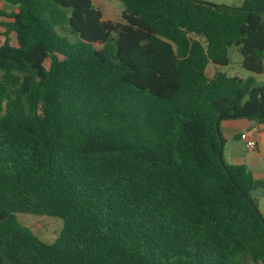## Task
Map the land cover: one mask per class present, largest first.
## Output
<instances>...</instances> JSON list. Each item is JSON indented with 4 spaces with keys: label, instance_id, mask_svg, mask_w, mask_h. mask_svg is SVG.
<instances>
[{
    "label": "trees",
    "instance_id": "trees-1",
    "mask_svg": "<svg viewBox=\"0 0 264 264\" xmlns=\"http://www.w3.org/2000/svg\"><path fill=\"white\" fill-rule=\"evenodd\" d=\"M0 1V264H264V181L219 132L264 125V0Z\"/></svg>",
    "mask_w": 264,
    "mask_h": 264
},
{
    "label": "crops",
    "instance_id": "crops-1",
    "mask_svg": "<svg viewBox=\"0 0 264 264\" xmlns=\"http://www.w3.org/2000/svg\"><path fill=\"white\" fill-rule=\"evenodd\" d=\"M242 1L239 0L240 4ZM91 2L100 10L104 21H119L121 13L118 20L111 18L109 0H91ZM15 12L14 8L5 6L0 1V13L10 14ZM0 20H3V18L0 17ZM245 73L243 77L238 78L245 79L251 76L247 71ZM253 77L258 85H264V72L261 75ZM219 132L223 139L221 154L223 161L228 165H242L251 173L255 180L264 181V125L246 119L223 120L219 122ZM243 133L247 134L248 139L255 142V147L252 151L247 150L245 143L239 139V136ZM253 198L256 200V203L264 201L261 190L255 191ZM262 217L264 219V216Z\"/></svg>",
    "mask_w": 264,
    "mask_h": 264
},
{
    "label": "rangeland",
    "instance_id": "rangeland-1",
    "mask_svg": "<svg viewBox=\"0 0 264 264\" xmlns=\"http://www.w3.org/2000/svg\"><path fill=\"white\" fill-rule=\"evenodd\" d=\"M199 1L207 2L215 5L230 6V7H239L241 5L239 0H199ZM5 6L7 5L5 4ZM109 7L111 8L109 11L111 12V18H113L114 20H118L119 14L123 10L122 4L115 0H109ZM262 19L264 21V16ZM228 55H229V65L227 67L219 68L218 71L225 74L228 77H243V75L246 73L244 69L240 67L241 56L237 52V49L231 47L229 49ZM257 208L261 216H264V201H260L259 203H257ZM16 219L22 226L31 229L33 234L36 237H38L39 240L47 244L53 243L55 241L62 228V221L54 217L34 216L30 214H17ZM246 264H251V263L250 261H247Z\"/></svg>",
    "mask_w": 264,
    "mask_h": 264
},
{
    "label": "built area",
    "instance_id": "built-area-1",
    "mask_svg": "<svg viewBox=\"0 0 264 264\" xmlns=\"http://www.w3.org/2000/svg\"><path fill=\"white\" fill-rule=\"evenodd\" d=\"M239 139L245 143L247 150L252 151L255 147V142L248 139L247 134L243 133L239 136Z\"/></svg>",
    "mask_w": 264,
    "mask_h": 264
},
{
    "label": "water",
    "instance_id": "water-1",
    "mask_svg": "<svg viewBox=\"0 0 264 264\" xmlns=\"http://www.w3.org/2000/svg\"><path fill=\"white\" fill-rule=\"evenodd\" d=\"M217 121H219V119Z\"/></svg>",
    "mask_w": 264,
    "mask_h": 264
}]
</instances>
